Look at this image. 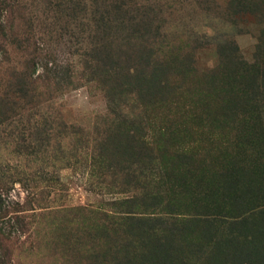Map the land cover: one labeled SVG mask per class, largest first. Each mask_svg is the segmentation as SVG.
Here are the masks:
<instances>
[{"label":"rangeland","instance_id":"1","mask_svg":"<svg viewBox=\"0 0 264 264\" xmlns=\"http://www.w3.org/2000/svg\"><path fill=\"white\" fill-rule=\"evenodd\" d=\"M0 264H264V0H0Z\"/></svg>","mask_w":264,"mask_h":264}]
</instances>
